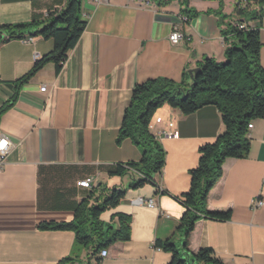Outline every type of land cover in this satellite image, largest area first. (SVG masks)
I'll list each match as a JSON object with an SVG mask.
<instances>
[{
	"label": "crops",
	"instance_id": "crops-1",
	"mask_svg": "<svg viewBox=\"0 0 264 264\" xmlns=\"http://www.w3.org/2000/svg\"><path fill=\"white\" fill-rule=\"evenodd\" d=\"M164 1L83 0L87 25L61 71L47 63L1 116L0 136L10 140L11 148L0 172V264H59L75 252L85 262L87 251L76 247L73 230L43 229L40 224L72 222L84 199L93 196L96 202L104 188L129 185L131 175L113 177L109 171L115 164L142 158L130 139L117 143L133 88L158 77L179 82L206 57L225 60L219 18L206 13L217 9L218 1L190 0L201 13L187 21L180 0ZM66 4L0 0V27L47 21L49 13H60ZM232 5L234 10V0ZM224 12L230 13L226 0ZM252 23L260 28L264 66V18ZM176 27L184 37L173 43L170 34ZM53 48L54 41L42 35L1 43L0 109L15 96L17 81ZM171 125L179 137L161 139L167 153L162 176L156 183L128 189L117 207L102 214L115 228L117 214L132 221L131 238L111 244L101 264L171 262L173 254L156 248L155 241L168 239L179 226L186 209L178 198L190 187L199 148L225 128L214 105L190 115L165 105L150 129L157 135ZM250 143L247 157L226 159L223 175L209 194V209L231 210V218L199 219L188 252L182 249L184 238L177 236L175 243L185 258L212 248L226 264H264V206H252L255 198L264 200V117L253 121ZM89 176H95L92 188L78 186Z\"/></svg>",
	"mask_w": 264,
	"mask_h": 264
},
{
	"label": "trees",
	"instance_id": "trees-1",
	"mask_svg": "<svg viewBox=\"0 0 264 264\" xmlns=\"http://www.w3.org/2000/svg\"><path fill=\"white\" fill-rule=\"evenodd\" d=\"M170 0L164 1L169 2ZM219 7L207 10L219 18V26L225 42V60L206 57L199 65L194 78L185 71L181 81L165 77L146 80L133 88L132 98L126 109L117 143L130 139L141 151L140 161L115 164L109 176L131 175L127 187L104 188L96 202L93 196L81 201L75 210V218L68 223H44L43 229L73 230L76 247L87 251L85 262L78 253L67 256L59 264H101L100 252L116 241L131 238L132 217L117 214L119 227L101 219L104 212L117 207L128 189H138L147 183H156L166 165V150L161 139L152 133L150 125L156 112L165 105L190 115L204 106L214 105L221 112L224 131L212 142L199 148V161L190 170V187L178 199L185 207L180 224L168 239H156L155 247L171 252L168 264H226L212 248H202L185 258L189 236L195 223L201 218L229 220L231 210L209 209V194L223 175L227 158L247 157L251 150L250 123L264 117V66L261 62V32L254 21L264 18V0H248L246 7H234L225 13V0ZM182 14L188 19L201 12L190 6V0H180ZM246 27H240L241 24ZM83 18V0H67L60 13H49L47 21L9 24L0 27L1 43L13 38H30L42 35L54 41L53 50L37 60L31 70L17 81V91L12 100L0 109V118L17 100L21 87L36 75L47 63L53 62L59 73L86 28ZM254 26V27H253ZM116 217V216H115ZM177 236L184 238L182 249L176 245ZM94 259V260H93ZM95 261V262H93Z\"/></svg>",
	"mask_w": 264,
	"mask_h": 264
},
{
	"label": "built area",
	"instance_id": "built-area-1",
	"mask_svg": "<svg viewBox=\"0 0 264 264\" xmlns=\"http://www.w3.org/2000/svg\"><path fill=\"white\" fill-rule=\"evenodd\" d=\"M145 3H149V1H146ZM248 4V0H234V6L236 7H246ZM183 20L187 21L188 18L184 17ZM240 27H246V24H241ZM254 27V26H253ZM184 37V34L179 30V28H175L173 30V32L170 34V40L173 43H178L180 41V39H182ZM46 87L41 88V91H46ZM253 127V123H250L249 125V129H251ZM157 136L160 139L163 138H168V139H173V138H177L179 137V131L178 129L175 127V125H171V128H168L166 130L160 131ZM11 148V142L8 138H6L5 136H0V172L2 171L3 167L5 166V162H6V158L7 155L10 151ZM95 182V176H89L84 178L83 180L78 182V186L80 187H84V188H92L93 184ZM154 202L153 200H149L148 201V205L149 206H153ZM252 206L253 208H258L261 206H264V200L261 199L260 197H257L255 199H253L252 201ZM109 254V249L108 248H104L101 250L100 252V257L101 258H105L107 257Z\"/></svg>",
	"mask_w": 264,
	"mask_h": 264
},
{
	"label": "water",
	"instance_id": "water-1",
	"mask_svg": "<svg viewBox=\"0 0 264 264\" xmlns=\"http://www.w3.org/2000/svg\"><path fill=\"white\" fill-rule=\"evenodd\" d=\"M199 71H201V67H198V68H194V69L189 70V74H190L191 78H194L195 75H196Z\"/></svg>",
	"mask_w": 264,
	"mask_h": 264
},
{
	"label": "rangeland",
	"instance_id": "rangeland-1",
	"mask_svg": "<svg viewBox=\"0 0 264 264\" xmlns=\"http://www.w3.org/2000/svg\"><path fill=\"white\" fill-rule=\"evenodd\" d=\"M226 7L230 12L233 10L232 0H226Z\"/></svg>",
	"mask_w": 264,
	"mask_h": 264
}]
</instances>
